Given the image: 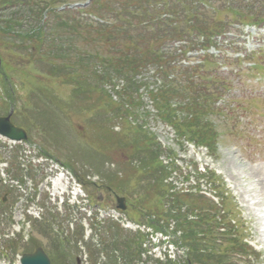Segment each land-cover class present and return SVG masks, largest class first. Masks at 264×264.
I'll use <instances>...</instances> for the list:
<instances>
[{"label":"rangeland","instance_id":"1","mask_svg":"<svg viewBox=\"0 0 264 264\" xmlns=\"http://www.w3.org/2000/svg\"><path fill=\"white\" fill-rule=\"evenodd\" d=\"M169 2L158 0L155 7ZM193 2L201 8H196L201 24L216 23L212 19H217L229 25L228 34L223 39H217V44L226 51L224 54L228 58H241L237 62H229L227 66L220 61L205 68L207 72L212 71V77L217 80L203 89L208 96H221V99L213 103L208 97L203 98L206 95L202 88L198 89L196 98L202 97L201 109L204 108L200 120L208 122L216 134L217 149L213 155L205 148L194 147L184 134L177 133L159 117L148 92L158 89L162 85L159 83H163L161 72H155L156 68L159 70L157 65H147L128 83L123 78V72L117 74L115 70L111 74L112 82L101 81L97 75L103 77L106 74L100 70L95 76L94 68L90 69L91 65H88V74L82 72V76L92 87L81 85L83 89H79L80 86L51 75L49 72L52 69L48 64L31 60L25 62L22 58L28 54L25 48L19 49L18 46L15 50L17 54L0 48V116L12 112V123L27 131L28 135L27 141L21 144L0 139V264H19L23 254L33 252L38 246L43 248L51 264H94L95 259L100 264L104 261L103 257L109 259L112 256L118 257L117 264H123L119 259L121 249L120 253L107 249L104 252L107 256L101 255L102 251L93 258L89 256V246L96 251L101 248L100 236L95 235L99 227L90 217L93 213L99 219L111 217L123 230L122 240L135 239L140 217L135 200L127 194L134 187V197L142 195L140 185L147 184H139L141 176L137 177V168L141 163H138L134 147L138 146L140 134H148L147 140H152L146 145H159L163 149L159 160L164 166L170 163L177 167L176 174L170 172L167 180L176 190L194 185L197 173L211 171L217 177L220 196L224 198L219 203L227 208L223 223L234 225L241 242L248 248L244 264H264V32L259 28L254 35H248L244 26L242 33L230 27L233 23L240 25L236 21L237 14L249 15L258 23L264 18V7H261L264 3L206 0L205 3L212 9L207 10L196 1L185 0L181 7L172 8L178 15L185 8L194 12L190 4ZM56 3L54 5L59 10L63 9L61 7L64 6ZM116 4L119 6V3ZM69 5L68 9L91 8V4L84 0H73ZM16 11L14 8L0 14V19L18 17ZM28 13L24 10L20 15L24 14L26 18ZM113 14L108 13L103 19L111 21ZM85 16L89 19L88 13ZM25 20L29 21V18ZM83 22L85 24L82 25L90 24ZM85 27L86 31L90 30ZM24 28H30L28 22L24 23ZM186 30L185 23H179L177 33ZM151 31L149 27L147 35ZM72 43L76 49L69 57L70 61H74L79 50L97 51L106 60L119 56L116 50L104 44L93 46L78 38H74ZM164 47L161 53L166 54L170 61L174 60V45ZM140 56L137 54V57ZM181 60L183 62V58L177 59ZM251 63L258 66L249 69ZM169 79L167 82L173 80ZM222 85L226 89H222ZM73 87L78 88L75 93ZM207 98L209 107L203 104ZM15 146H18V158L11 168V151ZM12 176L16 177L15 181L10 180ZM110 179L131 182L126 195L114 192L126 199L125 212L129 211L128 216L114 209V196L105 190ZM200 183V189L205 191L202 180ZM82 184H88V187ZM156 201L153 197L147 204L150 206ZM156 204L159 209L163 207L160 202ZM116 217L117 220L114 219ZM43 221L55 227L51 226V230L45 232L42 230ZM165 224L168 227L164 226V230L173 232L176 229L171 220H166ZM80 232L83 237H75L74 234ZM145 233L148 234L143 245L146 255L138 264H151L157 258L163 260L164 255L172 259L174 255H179L177 257L182 261L181 245L178 244L180 248L176 249L168 242L167 236L162 237V233L151 228ZM91 236H94L93 241ZM103 240L114 248L118 247V240L107 242L102 237ZM219 242H215L218 251L222 249ZM221 264L230 263L225 261Z\"/></svg>","mask_w":264,"mask_h":264},{"label":"trees","instance_id":"2","mask_svg":"<svg viewBox=\"0 0 264 264\" xmlns=\"http://www.w3.org/2000/svg\"><path fill=\"white\" fill-rule=\"evenodd\" d=\"M69 1L71 0H0V14L14 8L18 13V17L0 19V48L7 51L13 50L16 54L15 50L18 49V46L19 49L25 48L28 51L26 56H22L25 62L29 63L31 60L49 64L52 69L49 72L51 75H55L67 83L80 86L79 89H83L81 85L92 87L82 76V72L88 74V65H91L90 69L94 68L95 76L100 70L106 74L103 77L97 75L101 81L112 82L111 74L115 70L118 72L117 74L123 72V78L127 80V83L138 76L147 65H157L159 70L156 68V72H161L163 83L157 90L148 92L154 108L160 114L159 117L173 127L177 133L184 134L188 142L196 147L206 148L208 153L213 155L217 149L216 134L208 122H201L200 114L204 110V108L201 109L202 97L196 98L202 84L196 83L188 75L187 70L181 73V79L178 77V81L167 82L168 77L172 73L175 74V69L159 54V50L165 42L184 37L175 36L176 33L169 29H165V31L160 29L161 25L164 26L165 18H161L164 13L170 12L174 17L177 14L169 9L158 11L150 8L149 0H93L88 12L101 18H107L108 13H114L111 16L113 23L110 26L92 23L82 25L83 21H87L86 19H79L75 13L68 10L58 11L57 6L54 5L56 2L62 5ZM116 3H119V6ZM24 10L29 11L26 17L29 18V21L25 20L24 14L20 15ZM25 22H28L30 28H24ZM148 23L152 24L149 26ZM84 26L90 30L86 31ZM91 26L93 27L91 28ZM147 26L152 28L148 35ZM220 28V25L201 26L195 23L189 29L207 37L213 35L210 33L211 31L216 32ZM74 38L81 39L93 46L97 43L104 44L109 49L116 50L119 56L111 61L103 58L102 54L97 51L90 53L79 50L75 51L74 61H70L69 57L74 55L76 49L72 43ZM17 39L20 40L19 43L16 42ZM59 39H62L67 45L62 44ZM137 54L141 56L137 57ZM3 82L5 83L6 79ZM77 90L78 88H74L73 93ZM203 104L205 107L210 106L208 99ZM184 110H186L185 113ZM180 111V114H176ZM140 136V141L137 140L138 146L134 147V150L137 151L138 163H141L137 168V177L141 176L138 182L139 184L147 182L146 185H140V192L143 194H137V197H134V187L128 191L131 182L118 179H110L108 186L123 194L128 191L127 195L137 200V211L143 220L144 217L154 216L155 219H150L153 221L150 223L157 227L159 224L156 219L159 221L162 217L165 220H174L181 232L180 240L188 246L189 264H221L229 260L228 255H245L244 251L247 250V247L239 240L234 227L230 224L222 225L224 216H219L220 209L216 204L199 194L201 180L211 192L218 194L219 180L217 177L209 171L206 175L197 173L194 178L195 185L188 188V192L171 193V185L164 184V181L169 177V173L175 170L174 166L170 163L164 166L159 160L164 152L159 145L154 147L146 145L152 143V140H147L148 134H140ZM193 189H195L194 193H192ZM153 197H156V202L162 203L163 207L159 209L156 202L154 204L152 202L148 206V200L151 201ZM188 217H194V219L187 221ZM218 217L220 220L217 219ZM45 226L48 227V225ZM220 229L224 230L220 231ZM108 233L102 230L99 235L105 236ZM75 237H81V233H76ZM137 238V254L134 248L130 254L131 258H140L141 255L140 240L143 235H139ZM216 241H223L220 244V247L223 246V248L219 251L215 248L217 247Z\"/></svg>","mask_w":264,"mask_h":264},{"label":"water","instance_id":"3","mask_svg":"<svg viewBox=\"0 0 264 264\" xmlns=\"http://www.w3.org/2000/svg\"><path fill=\"white\" fill-rule=\"evenodd\" d=\"M0 136L14 142L26 140V134L22 129L14 127L9 117H0ZM118 208L124 210L123 199H117ZM20 264H50L43 251L38 248L33 254L23 255Z\"/></svg>","mask_w":264,"mask_h":264}]
</instances>
